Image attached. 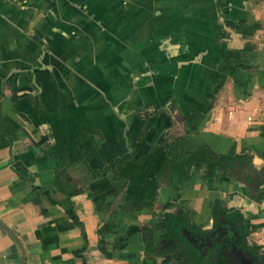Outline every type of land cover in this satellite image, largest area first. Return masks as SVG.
Returning <instances> with one entry per match:
<instances>
[{"label": "crops", "instance_id": "obj_1", "mask_svg": "<svg viewBox=\"0 0 264 264\" xmlns=\"http://www.w3.org/2000/svg\"><path fill=\"white\" fill-rule=\"evenodd\" d=\"M217 209L264 256V0H0V219L23 264L160 263L145 227L208 231ZM19 257L0 228V264Z\"/></svg>", "mask_w": 264, "mask_h": 264}, {"label": "trees", "instance_id": "obj_2", "mask_svg": "<svg viewBox=\"0 0 264 264\" xmlns=\"http://www.w3.org/2000/svg\"><path fill=\"white\" fill-rule=\"evenodd\" d=\"M259 183H257L258 186ZM65 210L67 211L68 215L79 225L81 223L77 220L76 215L73 212V209L69 205L66 207ZM219 210V211H218ZM222 210V211H221ZM222 212V218L218 216L219 212ZM182 214V213H181ZM178 216L180 214H168L166 213L157 223L156 227L158 229H166V232L161 236V238H169L174 241V246L170 247L169 251L166 252L159 250L157 242H154L152 239V229L149 227H145L143 229V240L145 245L150 249L151 253L153 254H166L164 259L161 263H154V264H167L171 260H175V264H227L223 258L219 256V252L216 249L211 248L206 251L200 249L199 247L194 246L192 243L189 242L185 234L182 232V228H189L190 230H194L193 226L185 224V220ZM219 217V218H218ZM220 219L224 220H232L236 222L237 230L240 231L242 237V244L244 248L255 252L258 254V249L256 247H250L246 241V230L244 227V222L242 220V215L234 209L224 210V209H217L215 214V223H218ZM195 231V230H194ZM84 234V231H83ZM261 260L264 263V256L259 255Z\"/></svg>", "mask_w": 264, "mask_h": 264}, {"label": "flooded vegetation", "instance_id": "obj_3", "mask_svg": "<svg viewBox=\"0 0 264 264\" xmlns=\"http://www.w3.org/2000/svg\"><path fill=\"white\" fill-rule=\"evenodd\" d=\"M182 229H184L185 236L190 243L196 247H199L200 249H203V251L211 248L216 249V251L219 252V256L223 258L227 264H229L228 255L230 253H232L234 256H238L240 253H242L241 250L248 251V249L244 248L242 244L243 242L241 240V233L237 230L236 222L232 220L220 219L218 223H215V225H213L208 231H193L189 228ZM157 244L160 247L159 250L166 252L167 250L169 251L170 247L174 246V241L167 238L164 241L159 240ZM249 252L258 257V261L264 264L260 256H258L259 252L258 254H255V252H252L251 250H249ZM165 255L166 254L162 255L163 258H161V262ZM172 261L173 260H171V262Z\"/></svg>", "mask_w": 264, "mask_h": 264}, {"label": "water", "instance_id": "obj_4", "mask_svg": "<svg viewBox=\"0 0 264 264\" xmlns=\"http://www.w3.org/2000/svg\"><path fill=\"white\" fill-rule=\"evenodd\" d=\"M0 228L4 230L14 240V242L18 246L20 257H19V261L17 264H23L25 260V248L21 240L19 239L18 235L9 225H7L1 219H0ZM241 252L242 253H240V255L238 256L237 255L234 256L232 253H230L228 255L229 264H262L258 261V257L251 254V252L247 250H241Z\"/></svg>", "mask_w": 264, "mask_h": 264}]
</instances>
